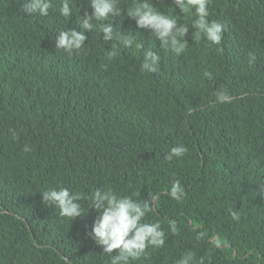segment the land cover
Returning a JSON list of instances; mask_svg holds the SVG:
<instances>
[{
	"label": "trees",
	"instance_id": "1",
	"mask_svg": "<svg viewBox=\"0 0 264 264\" xmlns=\"http://www.w3.org/2000/svg\"><path fill=\"white\" fill-rule=\"evenodd\" d=\"M151 2L190 23L173 0ZM74 4L64 18L54 0L44 17L0 0V264H110L89 236L97 212L87 201L74 221L42 203L40 192L60 186L156 197L146 219L161 224L165 245L132 264H175L189 252L193 264H264V0H210L221 44L195 42L190 28L179 56L131 19L110 17L160 55L156 73L141 72L143 50L94 30L79 54L57 50L58 32L91 11L87 0ZM220 90L228 102L216 101ZM177 144L185 155L165 160ZM176 180L178 201L169 195Z\"/></svg>",
	"mask_w": 264,
	"mask_h": 264
},
{
	"label": "clouds",
	"instance_id": "2",
	"mask_svg": "<svg viewBox=\"0 0 264 264\" xmlns=\"http://www.w3.org/2000/svg\"><path fill=\"white\" fill-rule=\"evenodd\" d=\"M23 12L26 15L38 14L47 17L53 9L54 0H21ZM90 12L81 14L77 20L78 29L70 28L61 30L55 36V48L69 55L79 54L85 46L87 31L99 32L103 41H114L121 49H141L143 59L140 64L141 72L156 73L161 61L160 55L151 47L145 49L142 43L136 41L133 35L116 31L110 17L124 16L135 22L137 30L149 32L151 36L160 41V46L165 51H171L179 56L188 46L187 36L190 28H194L192 38L200 42L201 38L209 45H220L224 26L209 19L210 0H173V7L190 23L178 22L177 16L158 10L151 0H131L123 8L120 0H87ZM74 0H59V14L70 18L74 14ZM118 55V49L112 47L106 53V59L112 61ZM255 57H250V63ZM107 65H105V68ZM204 75L211 79L212 74ZM216 101L228 102L226 91L215 93ZM12 139L17 138V132L10 129ZM31 147L25 145L23 152H31ZM187 148L177 144L165 154V160L183 157ZM41 193L42 203L58 210L60 217L74 221L87 211L81 201H87L90 208L97 212L89 236L102 247L103 253L110 258V264H132L145 254L149 248L159 249L165 245V231L159 222H150L148 214L152 211L156 197L143 202L134 199L131 195H120L113 189L95 188L90 193L73 191L68 187H53ZM169 195L172 199L180 200L183 196L181 182L172 183ZM236 218L237 214L232 213ZM173 234L178 233L177 222L169 223ZM175 264H193L192 254L182 255Z\"/></svg>",
	"mask_w": 264,
	"mask_h": 264
}]
</instances>
